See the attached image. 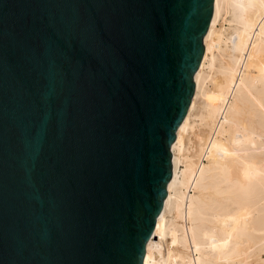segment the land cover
<instances>
[{
  "label": "water",
  "instance_id": "1",
  "mask_svg": "<svg viewBox=\"0 0 264 264\" xmlns=\"http://www.w3.org/2000/svg\"><path fill=\"white\" fill-rule=\"evenodd\" d=\"M213 0H0V264H142Z\"/></svg>",
  "mask_w": 264,
  "mask_h": 264
},
{
  "label": "bare ground",
  "instance_id": "2",
  "mask_svg": "<svg viewBox=\"0 0 264 264\" xmlns=\"http://www.w3.org/2000/svg\"><path fill=\"white\" fill-rule=\"evenodd\" d=\"M142 264H264V0H213Z\"/></svg>",
  "mask_w": 264,
  "mask_h": 264
}]
</instances>
